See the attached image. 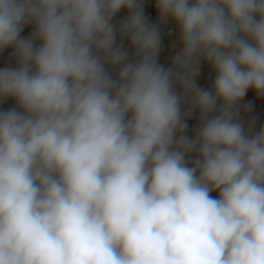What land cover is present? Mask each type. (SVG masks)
<instances>
[{
	"label": "clouds",
	"instance_id": "9594fccd",
	"mask_svg": "<svg viewBox=\"0 0 264 264\" xmlns=\"http://www.w3.org/2000/svg\"><path fill=\"white\" fill-rule=\"evenodd\" d=\"M155 8L0 0V264H264V126L240 103L264 96V0Z\"/></svg>",
	"mask_w": 264,
	"mask_h": 264
},
{
	"label": "crops",
	"instance_id": "0c3cea01",
	"mask_svg": "<svg viewBox=\"0 0 264 264\" xmlns=\"http://www.w3.org/2000/svg\"><path fill=\"white\" fill-rule=\"evenodd\" d=\"M144 11L145 15L148 17L149 23H156L158 22V11L155 8V0H144ZM128 12L126 10H121L120 13L114 18V23H118L122 21ZM33 25H28L25 27L23 32L21 33L22 37H26L30 34L33 30ZM161 34H162V51L159 56V63L164 65L165 67H169L171 65V58L178 50V43L177 39L179 36V29L178 26L172 22L168 21L166 23L161 24ZM119 35H117V43H119ZM38 43V42H37ZM176 44L177 46L174 48L173 45ZM125 48L131 54L132 49L128 45L127 40H125ZM12 49H6L3 52H0V68H4L6 66H15V60L11 57ZM110 71H114L110 69ZM215 77V73L210 69L208 65L201 66L200 75L197 77V83L200 87L211 89L213 80ZM251 101L253 104V109L251 112L243 113L244 116V123L247 127L248 124L251 122L252 118H255V123L252 125L254 131H259V129L264 126V96H258L253 90H249L244 99L240 102L241 105ZM15 101L12 99L4 100L0 102V110H6L8 108L14 107ZM199 111L195 110L193 115L187 118L188 123V135L194 136L195 134V127L199 123ZM195 154H190V159H193ZM212 195H217V193H212Z\"/></svg>",
	"mask_w": 264,
	"mask_h": 264
}]
</instances>
